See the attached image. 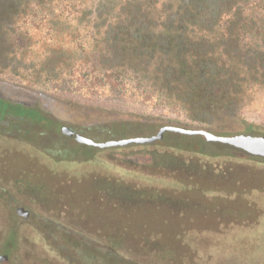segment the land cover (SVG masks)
Listing matches in <instances>:
<instances>
[{
	"label": "rangeland",
	"instance_id": "374dc122",
	"mask_svg": "<svg viewBox=\"0 0 264 264\" xmlns=\"http://www.w3.org/2000/svg\"><path fill=\"white\" fill-rule=\"evenodd\" d=\"M34 34L32 53L0 37V264H264V162L170 132L76 142L62 129L96 143L211 131L129 87L34 84L45 50ZM28 55L33 67L12 68ZM240 114L252 132L211 133L264 137V96Z\"/></svg>",
	"mask_w": 264,
	"mask_h": 264
},
{
	"label": "trees",
	"instance_id": "16d2710c",
	"mask_svg": "<svg viewBox=\"0 0 264 264\" xmlns=\"http://www.w3.org/2000/svg\"><path fill=\"white\" fill-rule=\"evenodd\" d=\"M33 30L34 84L129 87L211 132L254 130L240 111L264 96V0H0L8 52L32 53Z\"/></svg>",
	"mask_w": 264,
	"mask_h": 264
},
{
	"label": "water",
	"instance_id": "95a60500",
	"mask_svg": "<svg viewBox=\"0 0 264 264\" xmlns=\"http://www.w3.org/2000/svg\"><path fill=\"white\" fill-rule=\"evenodd\" d=\"M62 132L71 137L73 140L80 144L90 145L99 149L106 148H120L134 145H147L155 141L161 140L165 133H176L188 137L200 136L204 139L208 149H215L218 152H236L246 156L256 158L264 162V137H255L252 135H236L233 137L215 136L213 133L206 130H188L183 127L176 126H162L157 135L150 137H138L130 139H122L117 141H107L96 143L92 140L85 138L74 130L63 128ZM22 209H18L17 213L20 214ZM26 216L27 214L24 213ZM7 260L6 256H0V263Z\"/></svg>",
	"mask_w": 264,
	"mask_h": 264
},
{
	"label": "flooded vegetation",
	"instance_id": "af4514ba",
	"mask_svg": "<svg viewBox=\"0 0 264 264\" xmlns=\"http://www.w3.org/2000/svg\"><path fill=\"white\" fill-rule=\"evenodd\" d=\"M238 154H240V153H238ZM241 155L246 156V155H244V154H241ZM246 157H249V156H246ZM249 158H252V157H249Z\"/></svg>",
	"mask_w": 264,
	"mask_h": 264
}]
</instances>
